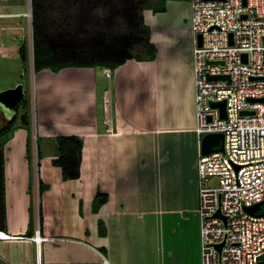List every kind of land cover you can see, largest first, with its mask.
Listing matches in <instances>:
<instances>
[{
    "label": "crops",
    "instance_id": "0c3cea01",
    "mask_svg": "<svg viewBox=\"0 0 264 264\" xmlns=\"http://www.w3.org/2000/svg\"><path fill=\"white\" fill-rule=\"evenodd\" d=\"M149 13L143 16L157 50L154 60H129L108 70L107 75L105 70L76 68L42 73L56 85L49 83L40 90L44 111L41 109L39 119H33V134L39 133L44 140L79 137L83 144L80 176L63 181L59 168L48 157L43 179L41 174L36 178L35 210L31 194L30 200L22 197L21 207L16 208L9 187L3 233L8 239H0L6 249L1 264H98L105 258L98 246L105 243L112 264H135L139 255L156 264L201 263L196 167L199 144L193 62L187 51L190 43H183L182 53L161 33L162 25L150 27L146 21ZM30 67L34 88L41 73L34 77ZM51 93L56 99L54 123L47 114L51 103L46 100ZM4 124H8L5 118ZM23 143L14 137L6 143L3 176L5 181L6 174L8 186L15 170L22 172V179L29 175ZM11 148L19 150V166L12 165ZM31 148L35 163L33 144ZM40 181L47 186L41 197ZM53 185L59 187L57 192ZM97 193L107 195V202L94 214L92 201ZM29 210L33 217L30 238L38 231L40 237L49 239L38 248L26 237ZM22 214L25 217L20 221ZM97 219L107 220L106 241L98 236ZM52 221L58 225L53 226ZM21 242L29 243L28 249L33 245L34 259L29 253L13 254L14 243ZM113 243L125 256V263L114 260L112 253L117 247Z\"/></svg>",
    "mask_w": 264,
    "mask_h": 264
},
{
    "label": "built area",
    "instance_id": "2783aa9c",
    "mask_svg": "<svg viewBox=\"0 0 264 264\" xmlns=\"http://www.w3.org/2000/svg\"><path fill=\"white\" fill-rule=\"evenodd\" d=\"M190 8L200 264H259L264 260V103L248 100L264 98V0H245V6L242 0H190ZM13 16L0 13V19ZM222 101L225 119L210 106ZM214 133L224 136L223 152L203 156L201 139ZM213 179L217 186L210 185ZM254 205L259 209L253 214L245 211ZM217 212L220 217H214ZM30 240L38 248L49 239L36 231ZM99 264L110 263L102 257Z\"/></svg>",
    "mask_w": 264,
    "mask_h": 264
},
{
    "label": "rangeland",
    "instance_id": "374dc122",
    "mask_svg": "<svg viewBox=\"0 0 264 264\" xmlns=\"http://www.w3.org/2000/svg\"><path fill=\"white\" fill-rule=\"evenodd\" d=\"M6 1V0H5ZM3 0H0V13L4 14H13L15 16L8 17V18H1L0 19V91L6 90L9 88L15 87L17 84L21 83L23 84L24 88V96L23 99L27 103V107L23 109V107H20L17 110V116L16 121L14 124V127L11 131H2L3 128L6 127L4 124V117L2 113L0 112V147L3 150V158L6 157L7 150L5 148L6 143L12 139L13 137L15 139L24 141V143H27V139H30L31 146L34 145L35 148V154H36V164L33 161V151L31 152V169H29V166L27 164V160L25 158V162L28 167L29 175L26 179H22V176L20 173H18L17 170L13 173V176L11 177L12 183L10 186L6 183V174H5V181H4V200L6 197V191H8L9 187V193L12 198H15L16 202V208L21 207L23 198L27 197L30 200L29 195L31 194V201H33V210H35L36 205V178L38 180L39 174H43L44 168L47 167V159L48 157H51L52 160L55 157L56 154V142L55 139H49L44 140L40 137L39 133L33 134V119L37 120L39 119L40 111L41 109L44 111V106L41 105L40 101V90L45 88L46 86L51 84V86L55 87L56 83L54 79H50L47 81L45 76L42 74L45 72V70L41 71L40 75L37 76V74H34L38 77V80L35 83V86L33 88L32 81L30 79L29 75V66L32 65V13H31V0H7L6 2ZM63 1V0H62ZM60 0H47V4L45 7V13L43 16H41V20L44 22H47V24H51V29L54 31L59 25H61L60 22L64 25V33L69 34L71 38L81 39L83 36L86 38L87 41H90L92 37H94L98 32L100 34H111V36H116L118 33H125L127 31V24L124 22V19L122 15L118 16L117 19H115L112 22H106L108 16L111 14V10L108 6L109 3H107V0H87L89 2L90 7L92 8L89 12V14L81 15L83 16V20L85 22L84 25L80 26L78 21L73 18L72 21L65 20V16L68 14L67 7L63 4V2ZM118 10H121L122 8L118 7ZM65 12V13H63ZM29 13V16L26 17L25 14ZM63 13V14H62ZM18 15V16H16ZM155 15V14H154ZM153 13H149L146 15V21L149 23L150 27L156 29V26L158 24L162 25V34L168 37L171 41H174V43L181 48V52L184 53V48L186 43H190L189 47L187 48V51L191 52L192 56V49H193V36L190 32L191 29V8H190V0H168L166 2V10L161 13L160 15L153 16ZM103 22L104 24H102ZM106 22V23H105ZM78 36V37H76ZM186 42L185 44H183ZM25 43L27 52H28V65H23L19 50ZM172 42V46L174 44ZM190 49V50H189ZM134 55L138 56L141 54L139 50H136L133 52ZM139 61H148V60H139ZM31 63V64H30ZM33 69L32 67H30ZM86 69V68H85ZM100 70V69H95ZM34 73V72H33ZM39 74V73H38ZM194 79V77H193ZM50 86V85H49ZM42 99L44 101L43 94ZM101 95H99V102L101 103ZM195 98V95H194ZM55 96L51 93L50 99L48 97V100L46 102L51 103L48 107L47 114H49V120L54 123V117L56 118L55 111H54V104H55ZM195 110V106H194ZM27 115L28 117V126L27 128H22L21 118L23 115ZM100 115L101 112H99ZM33 134V135H32ZM33 136V137H32ZM24 139V140H23ZM23 143V148H25V155H26V145ZM11 147V146H10ZM16 148V147H15ZM32 150V148H31ZM12 152V153H11ZM10 153L12 154V165H18L20 163V160L16 159V156L19 154L18 149L11 148ZM39 154V157H38ZM51 160V161H52ZM17 163V164H16ZM35 165V166H34ZM21 170V167H20ZM60 170V169H59ZM58 172V171H57ZM60 172V171H59ZM61 174V172H60ZM43 179V177H42ZM52 179V178H51ZM62 179V178H61ZM211 186H217V181L213 179L210 182ZM51 186V185H50ZM53 189L56 190V192L59 190V187L57 185H53ZM9 193L7 192V198L6 202V216L7 220H9ZM41 197V196H40ZM30 202V201H29ZM21 211V210H19ZM30 211V210H29ZM27 211V212H29ZM262 211H264V205L262 206ZM31 214H28L27 216V230L29 228L30 224V217L33 222L32 217V211H30ZM29 212V213H30ZM79 213L81 214V209L79 208ZM24 215L22 214L18 219L22 221L24 219ZM54 220V219H53ZM55 221V220H54ZM52 221V225H58ZM66 221V220H65ZM97 224L100 221L102 223L103 231L105 232L104 237H100L101 240H107V220L97 219ZM73 222V221H72ZM39 223V219H38ZM82 223V221H81ZM98 232V230H97ZM27 234V232H26ZM4 243H0V264H1V258L4 255V251L6 249H3ZM29 243L21 242V243H14L13 249L14 253L16 252L18 254H26L32 255V258L34 259V247L31 246L30 249H28L27 245ZM115 250L116 258L114 260L117 262H126L124 258L125 256L121 253L118 246L113 243ZM101 253L105 256V258L113 261L112 256H107V244H103L101 247L98 246ZM12 254V253H11ZM102 259H100L99 263ZM98 263V264H99ZM116 264V262H114ZM135 264H156L155 261L149 259L146 256L139 255L136 257L135 261H133ZM112 264V263H111Z\"/></svg>",
    "mask_w": 264,
    "mask_h": 264
},
{
    "label": "trees",
    "instance_id": "16d2710c",
    "mask_svg": "<svg viewBox=\"0 0 264 264\" xmlns=\"http://www.w3.org/2000/svg\"><path fill=\"white\" fill-rule=\"evenodd\" d=\"M7 1V0H6ZM5 1V2H6ZM47 0H31L32 13V65L34 74L47 70L53 74L67 68L76 69H100L114 70L129 60H154L157 50L150 41V29L145 24L144 12L153 14L163 13L166 10L168 0H107L111 14L107 18V23L112 22L122 15L127 24L125 33L100 34L98 32L90 41L83 36L81 39L71 38L64 33V25L61 23L54 31L51 24L41 20ZM62 1V0H60ZM67 7L68 14L65 20L72 21L75 18L80 26L84 25L83 14H89L90 7L87 0H63ZM98 2V0H96ZM118 7L122 8L118 10ZM65 13V12H63ZM62 13V14H63ZM105 22V23H106ZM104 24L103 22H101ZM50 26V27H49ZM78 37V36H76ZM139 50L141 54L134 55V51ZM19 55L23 65H28V52L25 43L19 50ZM27 107L24 99L16 107ZM16 118L8 123L4 131H11ZM22 128H27L28 117L21 118ZM1 134V132H0ZM56 154L52 160V165L60 169L63 181L77 180L80 176L82 141L76 136H58L55 138ZM31 142L27 139L26 155L27 164L31 169ZM2 148V147H0ZM39 157V154H38ZM47 190V186L39 182V195ZM107 202V195L97 193L92 201V212L96 214L100 207ZM30 212V211H29ZM31 214V212L29 213ZM27 230L26 237L32 235V219ZM98 236L104 237L105 232L102 223L97 224ZM5 232V230H4ZM2 232V233H4Z\"/></svg>",
    "mask_w": 264,
    "mask_h": 264
},
{
    "label": "water",
    "instance_id": "95a60500",
    "mask_svg": "<svg viewBox=\"0 0 264 264\" xmlns=\"http://www.w3.org/2000/svg\"><path fill=\"white\" fill-rule=\"evenodd\" d=\"M243 6H245V0H242ZM198 45H200V37L198 36ZM242 59L246 60V55L242 54ZM222 77H210V79H221ZM24 88L23 84L19 83L13 88L0 91V112L8 123L13 122L17 116V111L15 110L17 105L23 99ZM251 103H264V98L253 100H248ZM210 106L217 108L220 111V117L222 119L226 118V106L225 101L210 103ZM241 115H253L252 112H241ZM210 120V119H209ZM223 142L224 136L221 133L207 134L203 136L200 143V151L203 156H207L213 152H223ZM3 150L0 148V232L5 230V200H4V176H3ZM259 209V205H254L250 208H245V211L249 214H253ZM214 217H220L219 212H217ZM223 245V244H222ZM222 245L216 246L218 252ZM259 264H264V260L260 261Z\"/></svg>",
    "mask_w": 264,
    "mask_h": 264
},
{
    "label": "bare ground",
    "instance_id": "6f19581e",
    "mask_svg": "<svg viewBox=\"0 0 264 264\" xmlns=\"http://www.w3.org/2000/svg\"><path fill=\"white\" fill-rule=\"evenodd\" d=\"M0 238H2V239H8V237L7 236H5L2 232H0ZM39 240V239H38Z\"/></svg>",
    "mask_w": 264,
    "mask_h": 264
}]
</instances>
